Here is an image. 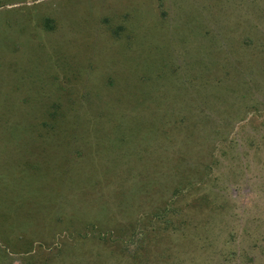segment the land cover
I'll list each match as a JSON object with an SVG mask.
<instances>
[{"label":"rangeland","instance_id":"rangeland-1","mask_svg":"<svg viewBox=\"0 0 264 264\" xmlns=\"http://www.w3.org/2000/svg\"><path fill=\"white\" fill-rule=\"evenodd\" d=\"M263 37L264 0H0V123L6 124L0 129V264H25L26 241L32 254L40 250L36 224L22 216L32 207L45 204L41 211L53 212L51 222L62 212L91 222V199L100 196L98 188L79 185L91 174L88 162L53 136L88 131L91 119L100 141L77 138L94 151L106 195L117 190V153L119 165L136 173L122 180L131 204L140 200L134 182L148 177L152 187L158 184L150 193L160 211L141 215L136 235L130 226L115 229L116 238L137 242L147 225L154 228L143 241L157 264H264ZM89 90L101 98L89 100ZM46 113L55 129H31ZM134 116H143L149 129H131L118 141L114 126L125 132L136 126ZM105 140L110 152L97 144ZM180 150L189 167L181 166L193 170L183 173ZM13 169L27 174L24 181ZM180 178L204 179L214 198L208 242H180V231L154 226L167 216L165 201L180 196L174 195ZM101 218L98 229L52 224L44 248L73 243L76 230L82 236L102 230Z\"/></svg>","mask_w":264,"mask_h":264},{"label":"trees","instance_id":"trees-1","mask_svg":"<svg viewBox=\"0 0 264 264\" xmlns=\"http://www.w3.org/2000/svg\"><path fill=\"white\" fill-rule=\"evenodd\" d=\"M256 30H258V28H256ZM250 31L255 30H252L251 28L249 29V33H251ZM260 40L264 46V37L260 38ZM260 47L261 45L259 44V48ZM118 92H121V88H118ZM84 95H86L89 100H93V98H101L102 94L96 92V90H89L85 92ZM118 101L120 102L121 99H118ZM57 107L59 110L60 107ZM56 114L57 119H65L66 113L58 112ZM51 115L52 114L50 113L44 114L42 118L38 119V124H32L31 129L40 128V130H44L45 127H52L53 129H55L57 124L54 127L48 124L49 119L54 118ZM57 119L51 121H56ZM91 121L92 119L90 120V123L88 122L90 127L88 128V131H86L85 129L81 133L79 130H73L69 138L62 137L61 133L60 135L58 134L53 136L57 137V143L59 141H61V143L66 141L65 145L67 147H73L74 152H77L80 156H82V159H84V161L88 162L87 173H91L92 175L89 174L88 176H86L79 185L83 186L84 184H87L90 187L92 186V191L95 190V188H98L97 191H99L98 193L100 197L94 198V200L91 199V201L93 202V205L91 207L95 210L94 217H91V222H88L87 220L82 218L80 214L70 213V215H65L64 212H62L55 213V215L53 216L54 221L52 220L51 222V216L53 212L41 211L42 207H45L44 210H47V206H44L45 204H43L38 209L34 207L29 209L28 213H24V215H22L25 217L23 220L30 225L36 224L37 227L34 233V238L43 242L39 247L40 250L38 251V253L36 252L32 254V249L30 246L32 242L30 243L29 241H26V243L22 246L24 247V250L20 252V254H22V256L26 258V262H29H25V264H157L159 262L157 259H154L151 251L145 250V241H143V238L149 236L154 231V228L151 229L150 226L147 225L146 228L142 232H140L141 237L138 238L137 242L133 240V242L130 241V243H128L121 238L115 237V233L117 232V230L115 229H121V227L127 228V226H130L131 230L133 231L132 234L136 235L138 232L137 225L139 223V217L141 215H146V213L150 214L151 211H160L159 206H154V199L156 195H154V193H150V191L155 190L154 187H158V184L156 183V185H153L152 187L150 185V181L146 180V178L148 177H146L145 180H138L137 182H134L133 186L136 189V195L140 200L139 204H135L136 201L131 204V198L128 195V192L124 190V183L122 182V180L126 179L127 177L128 181L129 179L132 180L130 176L134 177L136 173L131 172L132 168L126 169L123 165H119V163L121 162L119 155H123L117 153L112 158V162L118 163V166L120 167L117 170L118 181L115 183L117 190L116 193L109 190V195H106V192L108 191V182H103L102 184L98 183L97 171L101 166H98V164H94V162L96 161L94 151L88 148V144H83L81 138H77L88 136L90 138L95 137L96 141H100V139L95 135L93 125L96 124V127L98 126V124L94 120L92 122ZM132 121L134 122V124H136V126H133V128H130L129 130H125V132L119 131L122 128V125L116 126L119 128V130H117V128L114 126L113 129L117 131L116 139H118V141L126 140L128 132L131 129L135 130L134 132H136V134H142L143 130H147L150 127L144 124L143 116H134L132 117ZM3 125L6 124L0 123V129H3ZM52 128L51 130H49V132L53 131ZM7 133H10V131H8ZM29 140V142L33 141V137H30ZM105 142L97 144L99 145V147L103 146L104 144L103 150L105 149L106 152H110V147L108 144L109 141L105 140ZM75 146L77 148H75ZM22 149L25 150V148ZM9 150L13 152L12 148H9ZM25 155L36 156V153L26 149ZM25 155L24 157L22 156L23 160L28 159L25 157ZM43 156L44 154H42V157ZM36 157L41 158L40 155ZM185 158L186 156L184 155V151L180 150V167H182L181 165H185L184 167H189L186 164L187 162ZM70 164H72L71 160L67 163V171H65V176L68 178V180H71L72 176L74 175V171H72V176L71 172L69 171ZM23 165L27 168L31 167L26 166L29 165L26 161H24ZM184 167H182L183 173L192 169L186 168L184 170ZM14 169V177H17L19 179V182L21 183L22 181H24L23 179L27 174L22 175L21 173L20 175L22 176H18L16 174V170ZM35 171H38L39 175L42 174L38 167L35 168ZM103 171L104 170L102 169V174ZM95 175L97 176L95 177ZM180 179V183L177 184V186H179L174 191V195L180 193V196H173L169 201H165L167 203H164L166 205L164 213L167 214V216H165L164 219L159 220V223L155 224L154 226H156L159 230L162 229V232H166V228L173 231L175 230L176 232L180 231V242H186L188 239L208 242L210 239H208L205 234L211 227L210 223L213 215L212 206H214L215 203L214 198L209 190L205 188L206 183H204V179H201L197 182L193 181L192 178H188L191 180H187V178ZM138 182H140L141 185ZM199 184H201L202 186L198 189L196 187ZM71 185L73 186V189H77L76 185L78 184H76L74 181L69 184V186ZM189 188H191L190 191L186 193L185 191ZM95 195L96 193L92 194L91 197H95ZM106 196L109 197L107 198ZM111 197H113L112 200ZM7 200L8 199H4V202L6 203ZM9 201L11 202L12 200L9 199ZM171 202L173 205V209L168 213L167 207ZM20 204L24 203L20 201ZM11 205L12 207L16 206L13 201L11 202ZM131 206H134L136 208V210H133L132 213L129 212V208ZM146 208L149 209L150 212H148ZM142 209H144V211ZM19 214L20 213L16 214L17 217ZM101 217H104L107 221L105 225L100 222V227H102L100 229L105 231H97L91 229L86 233L85 236H82L80 234V231L76 230L75 233L78 236L75 237L76 240H74L73 243L69 245L62 243L57 244V246L52 250L50 248H44V245L46 243L49 244V242L47 241V237H49V235L44 232L47 227L53 225H66L69 228L71 227L77 229L81 225L86 229L89 226L98 229L97 224L99 222V219L103 222ZM191 227L195 229V233L193 232ZM101 233H104L105 235H101ZM108 234L110 235L109 237H107ZM4 235V232L0 230V238H4Z\"/></svg>","mask_w":264,"mask_h":264}]
</instances>
